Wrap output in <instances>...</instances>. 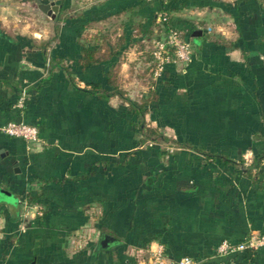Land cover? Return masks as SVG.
Masks as SVG:
<instances>
[{
    "label": "crops",
    "instance_id": "0c3cea01",
    "mask_svg": "<svg viewBox=\"0 0 264 264\" xmlns=\"http://www.w3.org/2000/svg\"><path fill=\"white\" fill-rule=\"evenodd\" d=\"M73 1L61 12L58 4L56 15L70 5L71 16L102 18L82 27L56 15L19 22L0 13V126L36 124L44 140L27 149L0 130V264H180L184 256L191 264H264V245L216 253L222 239L264 231V164L232 166L195 150L230 159L264 153L262 0H186L172 18L185 32L201 30L185 33L194 53L150 78L135 72L147 66L137 42L82 66L79 40L100 29L115 42L157 0ZM111 61L124 97L148 96L146 121L186 146L139 145L123 97L70 83L68 73L79 87L94 80L109 90ZM29 191L46 207L40 222L42 204L20 202Z\"/></svg>",
    "mask_w": 264,
    "mask_h": 264
},
{
    "label": "trees",
    "instance_id": "16d2710c",
    "mask_svg": "<svg viewBox=\"0 0 264 264\" xmlns=\"http://www.w3.org/2000/svg\"><path fill=\"white\" fill-rule=\"evenodd\" d=\"M68 1L69 0H58L60 12L61 7H63V5H66ZM185 4L186 0H157L155 10L150 14L149 17H147L146 19L137 20L136 22L127 25V28H124L122 33L117 36L115 42H111L107 34L103 33L100 29H98L95 33L88 37L86 35L84 37L80 35V38L83 39L79 40V62L82 66H85L92 65L106 59H111L112 57H115V55H117L121 50L128 47L131 43L140 41L142 42L143 40H151L152 42H154L160 39L163 33L168 31L169 29L178 30L185 39H188L185 36V33L191 34L192 32H194L193 27L189 28L188 31L185 32L181 27L177 26L173 22L172 18V12L174 10H177L178 7ZM60 12H58V14L56 15L55 20H77L80 21L82 27H84L88 22L92 20H98L102 18L96 15L92 16L90 14H87V12H81L70 17H68L67 15L61 16L59 15ZM117 12L113 13L116 14ZM160 13L165 14L166 18L163 20H158V15ZM197 30L195 29V31ZM150 58V72L152 73L154 67L152 54L149 59ZM104 74L106 77V81L111 86L109 90L106 87H103L100 81L94 80L87 81V87H79L76 84L74 78L71 77L69 73L68 77L70 83H72L75 88H79L84 91L96 94L97 96L107 97L110 95H118L119 97H123L127 102V108L129 112H131V114L135 116L133 124L136 126V129L140 134L137 139V143L139 145L148 144V142L159 144V141L168 140V137L163 134L161 130H159L155 126L150 125L145 119L146 104L149 101L148 96H142L138 100L130 97H124L123 90L117 85V65L114 61H111L109 69L104 71ZM174 142H176L177 146L181 148L183 146H186L181 141L174 140ZM159 145L158 147H160ZM195 150L197 152H200L204 158L232 166L236 165L237 167H258L261 164H264V153L254 156L251 159L250 163L245 166V157H241L240 159H230L227 156L216 153H209L199 148H196ZM24 199L29 204L36 201L39 203L41 200V194L39 192L35 193L29 191L22 198V200H20L22 204ZM45 212L46 207L42 204L41 213L38 214L35 218L37 222H40V219L44 216Z\"/></svg>",
    "mask_w": 264,
    "mask_h": 264
},
{
    "label": "built area",
    "instance_id": "2783aa9c",
    "mask_svg": "<svg viewBox=\"0 0 264 264\" xmlns=\"http://www.w3.org/2000/svg\"><path fill=\"white\" fill-rule=\"evenodd\" d=\"M264 3V0H262ZM166 18L165 14H159L158 20ZM194 53L193 43L185 39L176 29H169L164 32L160 39L153 42L151 54L154 61L153 77H157L167 63H179L185 65L191 59ZM25 88H22L21 95L17 100V105L22 106L25 96ZM0 130L9 136L19 137L26 143L27 149L44 142L39 133L36 124L24 121H8L0 126ZM23 206L26 208L29 203L23 200ZM264 245V231L251 230L243 240L232 242L228 239H222L217 247L216 253L224 255L245 249H256ZM180 264H191L192 259L184 256L179 260Z\"/></svg>",
    "mask_w": 264,
    "mask_h": 264
},
{
    "label": "rangeland",
    "instance_id": "374dc122",
    "mask_svg": "<svg viewBox=\"0 0 264 264\" xmlns=\"http://www.w3.org/2000/svg\"><path fill=\"white\" fill-rule=\"evenodd\" d=\"M45 1H48V0H45ZM82 1L84 0H77L75 3V0H74L72 4L75 7H79ZM72 7L73 6L70 7L69 5L68 7L64 8L62 13H59V15H67L68 17H70L72 13V9H73ZM76 12L77 11L73 13H76ZM0 13L8 15L11 20H16L19 22L20 21L24 22L26 20H32V19H41V20L50 19L49 15L41 14V12L37 9L35 2L33 0H0ZM116 23H118V20L116 21ZM114 31H117V27L115 28ZM152 47H153V42L151 40H143L142 42H137L133 45L132 48L139 49L141 52V55H143V59L147 61V66L142 65V62H141L140 65L137 66V68H134L137 75H139V73L144 74L147 72L149 78H150V75L151 77L153 76V74L150 72L151 58L149 59V57H151L150 50L152 49ZM133 49L130 52H132ZM148 143L149 144H145L144 146H147V147L153 146L151 142H148ZM159 144L161 148H166V149H172L174 146H176V144H174L172 141H169V140L159 141ZM250 159L251 157L246 156L245 164L249 163L251 161ZM27 208L28 207H26V209Z\"/></svg>",
    "mask_w": 264,
    "mask_h": 264
},
{
    "label": "water",
    "instance_id": "95a60500",
    "mask_svg": "<svg viewBox=\"0 0 264 264\" xmlns=\"http://www.w3.org/2000/svg\"><path fill=\"white\" fill-rule=\"evenodd\" d=\"M35 1H36L37 5H38L39 9L42 12L46 13L51 18H54L55 17L56 12L58 10V4H56L54 0H49V1H45V2L44 1H41V0H35ZM196 32L200 33L201 30L199 29L197 31H194V33H196ZM111 238L112 237H110V236H106V237H104L101 240V243L107 244V242L109 240H111ZM231 264H240V263H231Z\"/></svg>",
    "mask_w": 264,
    "mask_h": 264
}]
</instances>
